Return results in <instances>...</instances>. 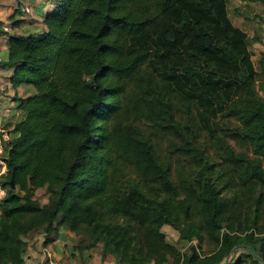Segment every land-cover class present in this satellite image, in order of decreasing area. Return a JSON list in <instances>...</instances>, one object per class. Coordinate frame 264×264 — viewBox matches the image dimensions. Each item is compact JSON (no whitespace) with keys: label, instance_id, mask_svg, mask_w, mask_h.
Here are the masks:
<instances>
[{"label":"trees","instance_id":"trees-1","mask_svg":"<svg viewBox=\"0 0 264 264\" xmlns=\"http://www.w3.org/2000/svg\"><path fill=\"white\" fill-rule=\"evenodd\" d=\"M228 4L44 0L9 35L0 66L30 90L3 143L0 264L25 263L36 227L118 264H264V49L254 63Z\"/></svg>","mask_w":264,"mask_h":264},{"label":"rangeland","instance_id":"rangeland-1","mask_svg":"<svg viewBox=\"0 0 264 264\" xmlns=\"http://www.w3.org/2000/svg\"><path fill=\"white\" fill-rule=\"evenodd\" d=\"M42 1L44 0H0V9L3 10L2 15L6 18V23L9 27H11L10 21L12 19L28 23L31 21L36 27L38 26L40 18L35 14L33 7ZM17 7H27L29 10H24L26 11L24 12L21 9L18 10L19 8L17 9ZM228 8L229 16L234 25L244 29L252 39L255 34L259 36L258 40L253 41L251 39L252 41L250 45V50L253 54L252 59L254 63H256L260 51L264 49V23L260 22L259 18L264 17L263 7L253 4L252 2L246 4L241 0H229ZM17 11H20L21 14ZM237 12L242 14L239 15ZM246 16H249L250 18L247 19ZM146 45L148 44H145L144 46ZM135 46H139V44L135 43ZM146 70L147 67L143 66L141 68V73H145ZM136 80L137 79L135 78L130 82V91L135 88ZM1 85L4 84L1 83ZM4 88L6 89V87H3V89ZM24 94L26 95L27 93L23 91V95ZM15 96L18 95L15 94ZM3 127L7 129L8 133H10L11 128H6L4 125ZM1 134L2 131L0 130V138ZM32 198L35 199L39 205H45L48 202V193L46 192L45 187L35 189L32 193ZM162 231L165 233L166 240L169 243L175 245L181 251H187L188 245L179 239L177 229L165 224L162 226ZM23 238L26 242L24 264H118L112 255L102 254L101 243H97L90 249L80 252L79 249L76 248V245L81 239H87L84 232L75 234L74 232L62 228L56 235L55 232H51L48 238H45L43 229L36 227L27 232ZM193 243L196 244L197 242L194 240ZM246 251L247 250H236L232 257L241 256L245 258L243 253Z\"/></svg>","mask_w":264,"mask_h":264},{"label":"crops","instance_id":"crops-1","mask_svg":"<svg viewBox=\"0 0 264 264\" xmlns=\"http://www.w3.org/2000/svg\"><path fill=\"white\" fill-rule=\"evenodd\" d=\"M18 8L19 7H17V9ZM20 9L22 11L29 10L27 7H20L18 10ZM35 9H36V5L35 7H33L34 11ZM2 11L3 10L0 9V21L3 22V26H7L9 28V32H7L5 35L0 36V60H3L7 57L8 37L10 34L26 33L27 31L32 30V28L35 27L31 21L30 23H28L20 20L21 22L14 24V21L17 19L15 20L12 19L10 21L11 27H9L6 23L7 22L6 18L2 15ZM11 75H12L11 68L0 66V130L5 131L7 133L8 131L3 127V125L6 128H12L14 123L21 117V112L19 111V109L16 108L17 102L14 100V97H24L25 94L23 95V91L27 93L30 90L28 86H24V85L13 88L10 82ZM1 83H3L4 85H1ZM3 87H6V89L5 88L3 89ZM15 94H17L18 96H15Z\"/></svg>","mask_w":264,"mask_h":264},{"label":"built area","instance_id":"built-area-1","mask_svg":"<svg viewBox=\"0 0 264 264\" xmlns=\"http://www.w3.org/2000/svg\"><path fill=\"white\" fill-rule=\"evenodd\" d=\"M5 32H9V28L7 26H3ZM2 131V130H1ZM9 134L5 131H2L0 138V167L1 173L5 171V161H4V141L8 140ZM5 195V187L0 184V199Z\"/></svg>","mask_w":264,"mask_h":264},{"label":"water","instance_id":"water-1","mask_svg":"<svg viewBox=\"0 0 264 264\" xmlns=\"http://www.w3.org/2000/svg\"><path fill=\"white\" fill-rule=\"evenodd\" d=\"M10 184H11L12 187H14V182H13V180L10 181Z\"/></svg>","mask_w":264,"mask_h":264}]
</instances>
